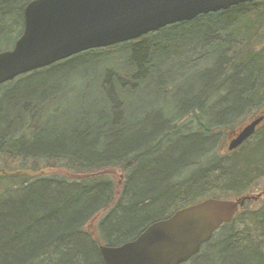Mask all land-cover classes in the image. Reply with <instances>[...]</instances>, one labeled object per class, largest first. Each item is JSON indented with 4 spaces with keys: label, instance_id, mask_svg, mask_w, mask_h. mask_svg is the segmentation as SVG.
I'll return each mask as SVG.
<instances>
[{
    "label": "trees",
    "instance_id": "obj_1",
    "mask_svg": "<svg viewBox=\"0 0 264 264\" xmlns=\"http://www.w3.org/2000/svg\"><path fill=\"white\" fill-rule=\"evenodd\" d=\"M32 1L0 0V54L22 36ZM155 80L160 99L181 94L137 109L131 99ZM263 113L264 0L3 84L0 170L15 176L0 174V264H105L102 245L133 242L208 199L256 194L187 264H264V122L228 150Z\"/></svg>",
    "mask_w": 264,
    "mask_h": 264
},
{
    "label": "water",
    "instance_id": "obj_2",
    "mask_svg": "<svg viewBox=\"0 0 264 264\" xmlns=\"http://www.w3.org/2000/svg\"><path fill=\"white\" fill-rule=\"evenodd\" d=\"M256 0H34L24 11V31L0 54V86L80 53L138 40L168 26ZM264 113L228 144L230 152L251 138ZM4 176H15L0 170ZM208 199L151 225L135 241L100 246L105 264H186L233 221L247 201Z\"/></svg>",
    "mask_w": 264,
    "mask_h": 264
},
{
    "label": "rangeland",
    "instance_id": "obj_3",
    "mask_svg": "<svg viewBox=\"0 0 264 264\" xmlns=\"http://www.w3.org/2000/svg\"><path fill=\"white\" fill-rule=\"evenodd\" d=\"M168 37H172V36H168ZM161 49L165 50L166 47L162 46ZM180 55H181V57L179 59L175 60V62L177 64H180V67H179L180 68V74H184L185 71H183L181 69V67L184 66V64H182V63L185 62V58L184 59H182V58L187 56V52H185V50H182ZM211 63H212V59L211 60L209 59V60L205 61L202 64V67L205 68V67L209 66ZM173 77H175V79L177 81H180V76L179 75H174ZM189 81L190 80L186 81L185 87L188 86L189 84H191V83H188ZM74 84H75V91H76L75 93H78V92H80L83 89V84L82 83L73 82L72 85H74ZM161 94H162V91L157 88V80H155V81L151 82L150 85H146L141 90V92L137 96H135V98L131 99V103L135 104L137 109H138V106H141V107L150 106L153 111H156V110H159L161 108L164 109L165 106L167 105V103L169 104V98H174V97L180 95L181 91H177L175 94H173L171 97H169L167 99H163V98L160 99L161 98L160 97ZM73 96H74V94H73ZM95 98L96 97L93 96V97L89 98V101L92 100V99H95ZM91 108L92 107L88 106V105H74V107L72 108V112H77L78 110H83V109H87V111H89ZM98 111H100V110H98ZM91 114L92 115L95 114L94 110L91 112ZM258 195L259 194H256V195H253L252 197H258Z\"/></svg>",
    "mask_w": 264,
    "mask_h": 264
}]
</instances>
